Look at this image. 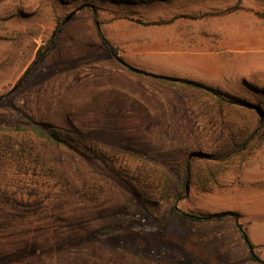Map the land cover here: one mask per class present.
Masks as SVG:
<instances>
[{
	"label": "rangeland",
	"instance_id": "obj_1",
	"mask_svg": "<svg viewBox=\"0 0 264 264\" xmlns=\"http://www.w3.org/2000/svg\"><path fill=\"white\" fill-rule=\"evenodd\" d=\"M96 20L119 58L165 79L111 56ZM25 120L70 147L15 129ZM163 171L173 192L187 184L179 208L238 213L264 257V0H0V264L248 257L231 216L189 221L166 206L162 231L96 235L127 201L129 226L147 221L139 199L162 203Z\"/></svg>",
	"mask_w": 264,
	"mask_h": 264
},
{
	"label": "trees",
	"instance_id": "obj_2",
	"mask_svg": "<svg viewBox=\"0 0 264 264\" xmlns=\"http://www.w3.org/2000/svg\"><path fill=\"white\" fill-rule=\"evenodd\" d=\"M239 8H240L239 5H234V6L224 9L223 13L231 12ZM91 10L93 11L94 18L97 19L96 8L91 6ZM96 23L98 26L97 34L99 35L102 44L106 46V48L109 51V54L115 57L117 55V49L109 44L107 39L103 36L101 31L99 30V21L96 20ZM160 23H170V20L165 21V22H149V24H160ZM61 30H62L61 25L57 24L53 30L51 37L47 40L46 45L42 46L37 51L35 62L42 60L46 56L50 48V45L52 44L54 39L57 37V35L61 32ZM149 75L157 77V78L165 79L164 76H159V75H154V74H149ZM213 93L215 95H218L221 100L227 101L225 98L221 97L218 92H213ZM15 129L22 130V131H28L34 137L41 139V140L51 142L57 146L63 145V146L70 147L67 144V142H65V140L62 139L61 129L56 126L47 124V123L39 125L38 123L33 122L31 120L30 121L25 120V121H22L16 124ZM162 173H163V185H162L163 192L160 198L162 203L158 201L149 200L145 197H140L139 199L142 206L149 213V217L147 221H144L143 223L139 225L130 227L129 225L133 219L132 214L135 208H134V203L132 201H127L122 207L123 214L120 217L118 223L114 225H106V226L100 227L96 231V235L99 238L109 237L111 235L121 232L122 230L126 228H132L134 230L153 231V232L162 231L166 228V221L162 218L164 206L168 208L171 214L175 216H179L182 219L189 220V221H203V220H210L214 218H222L224 216H231L234 219L236 228L238 229V232L240 233L242 240L244 241L245 245L248 248L250 259H252L253 261L259 262L261 264H264V262L259 257V253L256 250V246L249 239L245 226L238 221V218H239L238 213L228 211V214H222V213L201 214V213H195L191 211H185L179 208L177 206L176 201L179 199L181 195L186 193L187 184L183 182L180 185L178 191L173 192L172 184H171L172 180L168 172L163 171ZM131 255L140 261H150V262H154L157 264H167L157 259L154 260V259L146 258V256H143V255H139V254H131Z\"/></svg>",
	"mask_w": 264,
	"mask_h": 264
},
{
	"label": "crops",
	"instance_id": "obj_3",
	"mask_svg": "<svg viewBox=\"0 0 264 264\" xmlns=\"http://www.w3.org/2000/svg\"><path fill=\"white\" fill-rule=\"evenodd\" d=\"M239 236H240V233H239ZM239 239H241L240 250H241L242 254H245L246 251L248 252V248L245 245L244 241L242 240L241 236H240ZM253 244L255 245V243H253ZM260 259L264 262V257H262V258L260 257ZM232 263L233 264H261L259 262L253 261L252 259L249 258V256L248 257L247 256H244V257L243 256L242 257L239 256V257H236L234 260H231L230 262L228 261V264H232Z\"/></svg>",
	"mask_w": 264,
	"mask_h": 264
},
{
	"label": "water",
	"instance_id": "obj_4",
	"mask_svg": "<svg viewBox=\"0 0 264 264\" xmlns=\"http://www.w3.org/2000/svg\"><path fill=\"white\" fill-rule=\"evenodd\" d=\"M73 14H74V12L68 14V15L63 19L62 24H65L67 21H69V20L71 19V17H72ZM115 57H116V59H117L120 63H122L124 66H126L129 70H131V71H133V72H136V73H142V74H146V75L152 74V73H148V72H146V71H143V70H141V69H139V68H136V67H133V66L127 64L125 61H123V60H122L121 58H119L117 55H116ZM204 155H205V154H203V153H201V152H193V153L190 154V157H192V156H204ZM220 213H222V214H228V212H220Z\"/></svg>",
	"mask_w": 264,
	"mask_h": 264
}]
</instances>
